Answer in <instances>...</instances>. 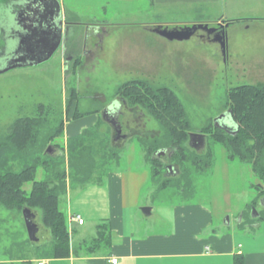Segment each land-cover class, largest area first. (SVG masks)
I'll list each match as a JSON object with an SVG mask.
<instances>
[{
    "label": "rangeland",
    "instance_id": "rangeland-1",
    "mask_svg": "<svg viewBox=\"0 0 264 264\" xmlns=\"http://www.w3.org/2000/svg\"><path fill=\"white\" fill-rule=\"evenodd\" d=\"M58 1L62 22L66 14L70 25L75 27L76 53L67 63L63 48H59L49 60L41 64L0 74V143L5 141L10 126L17 118H38L37 140L42 143L44 150L51 145L54 148L51 155H59L60 158L45 161L42 154H35L39 155L35 156V178H44L49 167L57 161L58 168L65 169L67 186H71L70 179L74 172L71 167H67V150L68 144L74 142L72 138H66L59 128H64L67 122L70 125L79 123L82 126L75 132H81L97 121L92 132L94 141L91 154L100 148L99 144L105 137L120 152L119 163L112 159L101 179L97 178L102 170L99 165L91 182L83 186L72 184L69 199L73 210L84 215L80 209L96 202L97 206L89 208L93 214L109 217L105 204L107 192L100 185L108 184L105 179L109 173L124 172L123 201L129 199L131 188L137 185L136 179L142 178L138 187V204L132 209L135 213L130 211L125 221L132 238L170 236L173 233L171 208L192 203L208 214L207 218H202L197 236H234L236 244L244 245L249 252H263L264 219L255 222L258 227L247 224L248 220L256 218L252 217V207L247 208L252 200H255L253 205L256 212L264 208L260 198L264 197V193L255 198L258 192L256 185L262 182L253 173L251 165L227 155L222 144L211 137L210 132L213 130L208 127H217V118L227 114L231 105V89L244 84H264V63H244L250 60L244 55V47L254 52L264 42V33L261 36L255 31L264 27V0ZM193 24L227 29L230 36L228 56L222 55L218 42H207L204 36L168 40L152 30L158 25L171 29L191 27ZM85 31L98 33L92 34L84 46ZM247 31L252 32L250 43L244 42ZM136 79L172 89L190 122L189 134L204 130L207 133L205 146L197 151L204 153L209 148L213 161L203 171L192 168L190 182L177 179L160 191L152 184L144 153L138 143L131 140L137 135L150 137L157 133L158 124L142 106L122 105L119 119L121 133H125L126 137L113 143L109 141L115 132L104 118V109L111 104L117 106L118 98L125 93L124 90L117 91V88ZM81 115H84L81 117L83 119H75ZM227 115L220 124L234 128L235 123ZM1 149L4 152L8 150ZM104 150L108 152L107 148ZM105 151H99L97 155H108ZM27 159L32 161V157H29L8 163L12 170L18 171ZM100 159L98 156L95 163H99ZM158 159L164 160L162 156ZM171 162L174 166L175 163ZM185 165L191 168L189 163ZM133 173L138 174L135 180ZM24 188L30 190L31 182L26 183ZM66 200L67 196H61L60 208L64 212ZM143 207H150L151 213L144 215L141 211ZM29 210L33 211L34 222L40 225V211ZM21 211L8 210L0 205V260L8 258L6 252L9 249L16 257L23 253L35 257L32 255L35 246L26 242L28 235ZM243 211L246 213L241 218ZM47 231L40 225L36 242L39 245L36 251L38 255L48 249L50 238ZM16 248L21 250L17 252ZM216 259L214 264H227L229 261L225 257Z\"/></svg>",
    "mask_w": 264,
    "mask_h": 264
},
{
    "label": "trees",
    "instance_id": "trees-1",
    "mask_svg": "<svg viewBox=\"0 0 264 264\" xmlns=\"http://www.w3.org/2000/svg\"><path fill=\"white\" fill-rule=\"evenodd\" d=\"M121 90L127 93V95L124 93L126 96L124 94L120 96L123 104L142 106L158 124L157 133L154 136L146 137L141 134L131 139L135 140L143 151L144 159L150 169V180L156 185L157 191L165 189L169 186L167 185L169 182L177 179L181 182H190L189 175L192 168L203 171L211 165L213 155L209 148L204 153H199L188 146L190 122L183 105L172 89L167 86H154L144 79H136L117 88V91ZM229 93L231 101L229 110L236 126L234 132H227L219 127L208 128L213 130L210 132L211 137L222 144L229 157L235 156L241 163L251 165L253 173L262 182L256 185L258 191L256 198L264 193V84L239 85L231 89ZM83 116H77L75 119ZM96 122L78 135L70 137L74 144H68L67 167H71L74 172L70 179L72 184L83 186L91 182L99 165L102 170L97 178L101 179L112 159L119 163L118 153L120 152L111 143L109 144L105 137L100 144L98 142L100 148L93 150L91 154L94 141L92 132ZM39 123L38 118H17L10 126L5 141L0 143V205L8 210L21 211L24 208H31L40 211V225H43L50 235L48 249L44 254L38 255L36 251L39 245L26 239L29 245L35 246V254L32 252V255H35L34 258L23 255L24 253L16 257L9 249L6 252L8 258L0 260V264H34L33 260L41 258L39 256L63 258L69 255L66 215L60 208V196L67 190L65 169H59V162L55 161L49 167L50 170L45 173L44 178L39 180L35 178L37 163L35 156H39L35 154H42L45 161L55 157L60 158L59 155L47 154L42 143L37 140ZM62 128L63 126L59 128L61 132ZM202 133L205 134L206 140L207 133L205 130ZM109 141L113 143L114 140L109 138ZM2 147L8 149L7 152H4ZM106 148L108 152L104 150ZM99 151L101 153L105 151L108 155H97ZM159 151L165 152L168 163L171 161L175 163L177 170L175 175L166 173L164 163L157 157ZM8 152L9 155H7ZM96 155L101 157L99 163H95ZM29 157H32V161L27 159L18 171L12 170L8 163V161L14 162ZM29 160L31 162L27 163ZM187 163L191 165V168L185 165ZM28 182H31L30 190L24 188ZM253 202L255 200H252L247 208L254 207ZM245 213L246 211L241 213V218ZM260 219H264V208L256 218L246 223L253 226ZM16 250L18 252L21 249L16 248ZM243 257L242 254H234L233 264H245Z\"/></svg>",
    "mask_w": 264,
    "mask_h": 264
},
{
    "label": "crops",
    "instance_id": "crops-1",
    "mask_svg": "<svg viewBox=\"0 0 264 264\" xmlns=\"http://www.w3.org/2000/svg\"><path fill=\"white\" fill-rule=\"evenodd\" d=\"M255 31L262 36L264 27H259ZM251 33V31L246 32L245 43L252 42L250 41ZM244 50V55L250 59L244 63H264V42L254 52L246 49V47ZM80 119L83 118H78V120ZM78 124L72 123L70 125L69 122L65 124L62 129L66 138L78 135L84 130L75 132L78 127L82 126L81 124L78 126ZM123 173H109L105 179L108 184L106 186L100 185L107 192V200L105 201L109 214L107 218L95 216L93 210L89 209L92 206H97L98 203L96 202L88 203L86 208L80 209L84 215L78 210H73L69 199L72 187L67 186L66 192L61 196H67L65 215L69 232V255L63 258L40 256L41 258L33 260L34 264L39 261H43L44 264H112L111 258H116V264H214L217 261L216 258L219 257L229 258L227 264H233V256L236 253L244 256L245 264H264V251L249 252L244 245L236 244L234 236L218 237L215 234L205 238L197 236L198 228L203 222L202 218H205L204 216L207 218L208 214L192 203L171 208L173 233L170 236L148 235L143 239L132 238L125 226V221L128 220L130 211L135 213L132 209L138 204V187L142 178L136 179L137 185L131 188L129 199L123 201L121 198L124 189ZM133 175V180H135L138 174L133 173ZM90 190L92 189L90 188ZM100 191L103 192L102 189ZM98 208H101L100 205ZM75 212L82 217L83 224L69 222L68 215ZM254 225L258 227V223ZM206 247H209V251L206 250Z\"/></svg>",
    "mask_w": 264,
    "mask_h": 264
},
{
    "label": "water",
    "instance_id": "water-1",
    "mask_svg": "<svg viewBox=\"0 0 264 264\" xmlns=\"http://www.w3.org/2000/svg\"><path fill=\"white\" fill-rule=\"evenodd\" d=\"M18 10L8 15L5 21L0 22V74L11 69L30 67L41 64L49 60L53 54L63 44V25L62 10L58 0H15ZM195 28L207 29L206 24H196L191 27L182 28L173 27L164 28L158 31L159 35L168 40H185L189 39ZM225 46L224 43L221 44ZM108 105L107 108L111 107ZM105 110V109H104ZM227 114L217 118L219 128L227 132H234L236 128H227L220 121L226 115L231 117V111L228 109ZM232 119V118H231ZM233 121V120H232ZM114 126L115 124L110 121ZM119 127V126H118ZM113 127L115 132L113 140H123L126 135L121 134L120 127ZM188 146L195 151L205 146V134L196 132L188 134ZM54 148L48 145L45 152L51 155ZM162 156L166 159L164 151H159L157 157ZM167 174L175 175L176 168L169 163L165 166ZM264 206V197L261 199ZM150 207H143L141 211L144 215H149ZM28 238L31 242H37V232L40 225L34 222L33 211L24 208L22 211ZM252 213L256 217L258 212L252 207Z\"/></svg>",
    "mask_w": 264,
    "mask_h": 264
},
{
    "label": "flooded vegetation",
    "instance_id": "flooded-vegetation-1",
    "mask_svg": "<svg viewBox=\"0 0 264 264\" xmlns=\"http://www.w3.org/2000/svg\"><path fill=\"white\" fill-rule=\"evenodd\" d=\"M18 5L16 4L15 0H0V22L5 21V19L7 18L8 15H11L14 13V11L18 10ZM1 24V23H0ZM62 25L64 27L63 29V44L61 45V48H63V54H65L66 59L65 62L69 63L72 59H73V55L74 53H76V41H74V33H75V27H73L72 25H70V22L68 21V16L65 14V19L62 22ZM196 25V24H193ZM222 26H219L218 28L215 27H208L207 29H202V28H195V30L193 31L192 36H196L199 38H202L204 36V38L206 39L207 42H218V44L224 43L225 46L222 47L221 46V51H222V55L228 56V45L230 42V36H229V32L227 29H223L221 28ZM164 29L162 27V25H158L152 28V30L156 33H158L159 30ZM199 31L202 33H199ZM83 45L85 46L88 42L90 37L92 36V34L97 35V31H85L83 32ZM198 33V34H197ZM159 34V33H158ZM74 41V43H73ZM68 46L71 48L69 49L67 52L66 50L68 49ZM85 50H83L84 52ZM119 102L118 105H112L109 108H106L104 110V118L106 119V121L110 124L112 121L115 125L112 127H120L121 131H122V125L120 123V113H121V107L123 105V100L118 98ZM118 127V128H119ZM122 134V133H121ZM125 134V133H124ZM164 163V167L169 163L167 159L163 160Z\"/></svg>",
    "mask_w": 264,
    "mask_h": 264
},
{
    "label": "built area",
    "instance_id": "built-area-1",
    "mask_svg": "<svg viewBox=\"0 0 264 264\" xmlns=\"http://www.w3.org/2000/svg\"><path fill=\"white\" fill-rule=\"evenodd\" d=\"M68 220H69V222H75V223H78L79 225L83 224L82 217L79 214H77L76 212L69 214L68 215ZM206 250L209 251V247H206ZM116 261H117L116 258H111L110 259V262L112 264H116ZM37 264H44V262L43 261H39V262H37Z\"/></svg>",
    "mask_w": 264,
    "mask_h": 264
}]
</instances>
